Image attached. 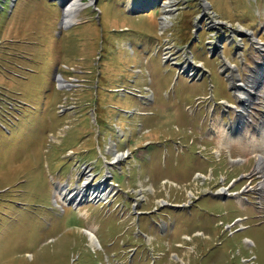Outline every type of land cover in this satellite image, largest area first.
I'll return each instance as SVG.
<instances>
[{
  "label": "rangeland",
  "instance_id": "374dc122",
  "mask_svg": "<svg viewBox=\"0 0 264 264\" xmlns=\"http://www.w3.org/2000/svg\"><path fill=\"white\" fill-rule=\"evenodd\" d=\"M82 2L88 6L79 23L62 28V0H0V264H243L244 258L264 264L260 191L248 193L252 202L244 211L211 195L182 210H152L140 217L138 237L129 219L108 211L115 202L77 208L55 200L57 184L82 190L103 176L104 157L113 162L112 151L125 156L128 147L134 156L121 163L115 179L123 192L127 184L151 181L155 190L142 189L150 202L143 208L153 209L162 199L187 201L185 187L195 186L197 172L211 169L215 180L200 181L197 191L261 184L254 175L257 155L264 154L261 136L251 126L258 144L248 152L234 140L246 129L236 128L241 105L230 83L264 73V55L257 52L264 49V0H165L183 7L167 22L160 0ZM140 6V12L154 11L130 14ZM56 69L72 87L58 89ZM120 86L143 93L149 86L154 99L147 107L152 105L122 98L114 92ZM60 104L66 113H58ZM262 105L254 101L252 124L262 119ZM138 108L145 114L129 113ZM115 123L124 131L117 133ZM70 124L58 140V130L64 136L62 128ZM68 150L77 154L67 157ZM231 156L242 161L231 163ZM129 198L122 193L117 201L133 210ZM240 216L248 218L242 222L246 230L235 233L241 223L231 224L235 234L229 235L224 228ZM160 217L173 221L167 235L153 223ZM90 227L102 248L83 232ZM144 232L156 235L150 247ZM123 238L137 250L132 259L123 255ZM179 242L189 247L183 251Z\"/></svg>",
  "mask_w": 264,
  "mask_h": 264
},
{
  "label": "bare ground",
  "instance_id": "6f19581e",
  "mask_svg": "<svg viewBox=\"0 0 264 264\" xmlns=\"http://www.w3.org/2000/svg\"><path fill=\"white\" fill-rule=\"evenodd\" d=\"M62 1L64 2V8H65L62 27H68L71 25L78 24L79 19H80L78 16H79L80 12L88 6V4H84L82 2L83 0H62ZM165 24H166V22H165ZM252 37H251V42L258 46L259 44L257 42L255 43V41H257V39L255 37L254 38H252ZM257 52L264 55V49L261 46L257 47ZM234 79H235L234 77L231 78L230 84H232L234 86L235 91H236V95L239 98V104L241 105V106H239L240 109L237 110L241 119H240V121H237V127L236 128L241 129V127H245V129H246V134L244 135V137H242V138L236 137L234 140H237L240 144H242V148H243V152H244V151H247V148H248V150H250V147H255L256 143H257L256 137H250L251 133L249 134V131L251 130L250 129L251 126H253L252 127L253 133H255L257 131L260 134L261 137L260 136L259 137H260V140L262 141L263 146H264V113H262V115L259 114V116H260L259 118H262V119H259L260 121L258 124L257 123L252 124V122L256 120V119L254 120V116L256 113L253 111L254 107H252L254 104V101H258V102H260V104H263L262 106H264V73L257 74V75L255 73H252L251 76L249 75L247 77V80L245 83H242V82L240 83V81H237ZM58 82L60 84L59 87H63V88H69V86L72 87V85L69 84L70 82L69 83L66 82L60 76L58 77ZM254 95L256 96L255 98L253 97ZM231 106L233 107V105H231ZM235 125L236 124L232 125L230 129H236V128H232ZM216 129H217V127H216ZM254 130H256V131L254 132ZM228 132H227V135H228ZM256 136L258 137V134ZM230 139H232V138L230 137ZM258 140H259V138H258ZM261 141H260L259 145H261ZM244 154H246V153H244ZM113 155L115 158H114V161L112 162V164L117 163V161H119L120 158L121 159L124 158L121 161L129 158V153L125 154V156H124V155H120L119 153L115 152V154H113ZM257 156H258L257 170L260 173H262V176L264 178V154H259ZM237 159H234L231 156V162L232 163H234V162L236 163L237 161H240V162L242 161V158L240 160L239 159L237 160ZM247 161L248 160L246 159V162ZM263 182L260 184V186L264 185ZM92 183L93 182H90L87 185V189L85 188L83 190H79L78 193H74V194H73V192L68 191V189L65 186H63L61 184H57V189H56L57 201L60 203L61 202L65 203V204L68 201H71V202L73 201V202L77 203L78 199L82 200V198H84L85 194H87L88 191L90 192V191L95 190L97 188L96 186L92 185ZM100 186H101V184H99L98 189L100 188ZM225 190H226V188H221L219 190V194L225 193ZM98 191H100V190H98ZM238 198L241 202V205L244 206V199L240 196ZM103 200H105V199H103ZM81 212H82V210H81ZM93 229H94L93 227H90L89 229L87 228V229H84L83 231L85 234L88 235L90 242L92 243V245L94 247L102 248L100 242L98 241L96 235L94 234Z\"/></svg>",
  "mask_w": 264,
  "mask_h": 264
},
{
  "label": "flooded vegetation",
  "instance_id": "af4514ba",
  "mask_svg": "<svg viewBox=\"0 0 264 264\" xmlns=\"http://www.w3.org/2000/svg\"><path fill=\"white\" fill-rule=\"evenodd\" d=\"M188 205H192V203H189ZM155 212H156V213H160L161 210H160V209H157V210H155ZM136 218H139V217H136ZM140 219H141V218H139V220H140ZM161 219L166 220V219L160 217L159 220H161ZM153 223H154L156 226H159L158 223H157V221H154ZM164 226H166V228H167V225H163V227H164ZM164 233H166L165 229H164ZM167 234H169V233H167ZM122 241L125 242L126 245H130V240H129V239L125 240V239L123 238ZM186 241H188V240H186ZM189 241H192V237H191V239H190ZM178 244H179L180 246H186V247L182 248L183 251L189 247V246H188L189 244H186V243L183 244L182 242H179ZM128 256H131L130 259H132L133 256H134V254H131V253H130ZM169 257H171V256L169 255ZM172 258H174V259H178L179 257H178V256H175V257L172 256Z\"/></svg>",
  "mask_w": 264,
  "mask_h": 264
}]
</instances>
